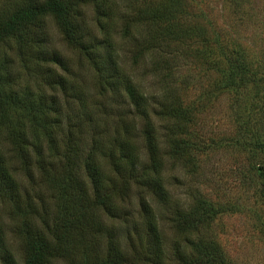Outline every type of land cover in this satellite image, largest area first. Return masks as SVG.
Masks as SVG:
<instances>
[{"label": "trees", "instance_id": "1", "mask_svg": "<svg viewBox=\"0 0 264 264\" xmlns=\"http://www.w3.org/2000/svg\"><path fill=\"white\" fill-rule=\"evenodd\" d=\"M164 1H153L147 11L133 17L125 12L122 36L135 44L130 50L135 63L148 60L157 75L168 78L173 56L165 53L177 47L171 48L170 40L178 43L183 38L173 25L180 12L176 0ZM8 2L11 7L0 12V45L15 40L19 61L0 52V264H167L166 240L154 216L149 218L146 241L139 230L134 238L126 228L127 249L112 229L107 231L106 247H101L98 216L105 213L121 219L126 209L122 204L131 196L133 183L147 188L154 200L168 203L160 175L167 155L183 158L192 149L187 131L196 120V110L172 94L171 84L163 82L160 94H148L123 70L113 38L118 11L111 7L117 6V0ZM89 6L101 38L85 24L83 10ZM47 17L53 18L68 46L90 63L99 94L105 96L111 87L118 92L123 88L120 104L129 112L132 109L144 124L147 159L141 158L133 143L134 131L140 130L135 122L124 124L126 136L106 145L96 119L111 115L107 104L94 103L96 112L90 111L86 99L77 109L65 106L69 80L58 68L64 72L68 68L59 53L45 47L42 25ZM142 20L164 26L144 37L137 27ZM222 54L227 56L224 50ZM231 62L229 78L239 79L242 86L250 75L256 76L245 61ZM17 65L34 78L38 90L19 86ZM263 106L264 99L260 106L264 110ZM153 115L167 122L163 141ZM120 116L124 118L125 113ZM217 212L202 200L196 209L176 208L167 220L180 232H192L209 224ZM11 236L18 242L17 254L9 244ZM171 259L179 264H226L221 245L207 239H190L186 247L176 246Z\"/></svg>", "mask_w": 264, "mask_h": 264}, {"label": "rangeland", "instance_id": "2", "mask_svg": "<svg viewBox=\"0 0 264 264\" xmlns=\"http://www.w3.org/2000/svg\"><path fill=\"white\" fill-rule=\"evenodd\" d=\"M153 1L156 0H117V6L111 7L118 11L113 38L118 43L121 67L134 77L142 91L160 94L162 83H169L175 90L172 94L177 93L189 109L196 110V120L187 131L188 139L193 142L192 149L183 158L166 156L168 163L160 176L167 189L168 203L154 200L147 195V188L133 183L131 196L123 201L126 209L121 219L99 214L103 229L101 247L107 245L108 229H112L125 249L126 228L134 238L135 231L139 230L146 241L149 218L154 216L166 240L167 264H179L171 259L175 247H186L190 239L218 242L226 264H264V148L261 144L264 142V110L260 108L264 99V0H176V10L180 12L173 25L183 39L178 43L170 40V47H177L174 52L167 50L165 53L168 58L173 56L172 73L168 78L157 75L148 60L135 63L130 52L135 44L122 36L127 22L122 15L126 12L133 17L138 11H147ZM10 7L8 0H0V12ZM83 12L87 28L101 38L94 9L85 7ZM161 24L142 20L137 27L147 37L164 26ZM42 33L45 47L59 53L68 68L65 72L58 68L69 80V102L65 106L77 109L82 103L86 104V99L90 111L96 112V103L107 104L111 115L96 119L106 145L115 137L126 136L124 124L135 122L140 130L134 131L133 143L140 150L141 158L147 159L142 133L144 124L132 109L129 112L127 106L120 104L123 88L118 92L111 87L105 96L99 94L94 69L68 46L52 17L43 22ZM0 49L2 57L19 61L15 40L2 43ZM223 50L227 56L222 54ZM237 58L245 61L252 74H256L244 81L245 86L239 79L229 78L231 61L239 60ZM15 69L19 74V86L39 89L23 68L17 65ZM59 95L65 100L64 94L60 92ZM121 113H125L124 118ZM157 124L158 136L163 141L167 122L158 118ZM143 200L149 205L145 206ZM202 200L218 211L209 224L192 232H180L168 222L176 208L196 209ZM9 244L17 254V240L11 236Z\"/></svg>", "mask_w": 264, "mask_h": 264}]
</instances>
